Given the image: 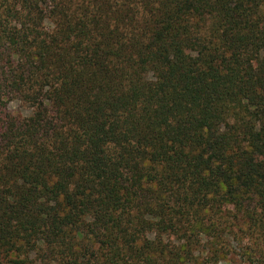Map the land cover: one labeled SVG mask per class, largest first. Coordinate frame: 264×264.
<instances>
[{"label": "trees", "instance_id": "1", "mask_svg": "<svg viewBox=\"0 0 264 264\" xmlns=\"http://www.w3.org/2000/svg\"><path fill=\"white\" fill-rule=\"evenodd\" d=\"M233 256L264 264V0H0V264Z\"/></svg>", "mask_w": 264, "mask_h": 264}, {"label": "rangeland", "instance_id": "2", "mask_svg": "<svg viewBox=\"0 0 264 264\" xmlns=\"http://www.w3.org/2000/svg\"><path fill=\"white\" fill-rule=\"evenodd\" d=\"M8 109L12 111H19L22 114H26L28 112L25 106L20 105L18 101L10 100L7 104ZM217 264H246V262L239 259L238 256H233L232 258L228 259V257L224 259H220Z\"/></svg>", "mask_w": 264, "mask_h": 264}]
</instances>
